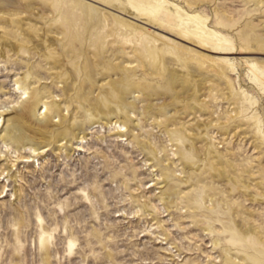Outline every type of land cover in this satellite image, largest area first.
Returning a JSON list of instances; mask_svg holds the SVG:
<instances>
[{"label":"rangeland","instance_id":"rangeland-1","mask_svg":"<svg viewBox=\"0 0 264 264\" xmlns=\"http://www.w3.org/2000/svg\"><path fill=\"white\" fill-rule=\"evenodd\" d=\"M0 264H264V0H0Z\"/></svg>","mask_w":264,"mask_h":264},{"label":"bare ground","instance_id":"bare-ground-1","mask_svg":"<svg viewBox=\"0 0 264 264\" xmlns=\"http://www.w3.org/2000/svg\"><path fill=\"white\" fill-rule=\"evenodd\" d=\"M121 22L123 24H126L128 26H132L130 22L127 21H123L122 19H120ZM164 70L167 71V77H168V82L170 83H174L176 76L175 73L173 72V70L169 69L168 67L163 66ZM120 73V72H119ZM127 79L129 80V76L125 75V74H120V78L119 80H114L112 81V88L111 91L113 93L112 97L110 98L115 104H123L125 107H130V105H133V101H128V95L129 93H132V91L134 90L135 86H132L131 83L129 85V83L127 82ZM126 81L127 84L124 82ZM168 83V84H169ZM122 85H125V87H123ZM170 85V84H169ZM126 86L128 87V89H126ZM171 86V85H170ZM132 87V89H131ZM34 105L29 106V111L34 113ZM58 113H60V109H56ZM39 124H41V126L45 127L47 124H52V121L49 117H46V119L39 121ZM9 132H12V136L13 138L18 141V142H22L25 140V135L22 133V131L17 128V127H7ZM37 149H32V152H36ZM26 156H22V159L20 160H29V158H25ZM241 226V225H240ZM239 228V227H238ZM239 230L242 233H246L248 231L247 228H239Z\"/></svg>","mask_w":264,"mask_h":264}]
</instances>
